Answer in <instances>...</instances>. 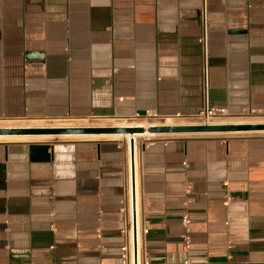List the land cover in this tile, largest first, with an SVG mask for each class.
Segmentation results:
<instances>
[{
    "label": "crops",
    "instance_id": "1",
    "mask_svg": "<svg viewBox=\"0 0 264 264\" xmlns=\"http://www.w3.org/2000/svg\"><path fill=\"white\" fill-rule=\"evenodd\" d=\"M204 5L209 104L264 115V0H0V121L196 125ZM125 141L0 142V264H122ZM132 178L149 264H264V137L145 143Z\"/></svg>",
    "mask_w": 264,
    "mask_h": 264
},
{
    "label": "water",
    "instance_id": "2",
    "mask_svg": "<svg viewBox=\"0 0 264 264\" xmlns=\"http://www.w3.org/2000/svg\"><path fill=\"white\" fill-rule=\"evenodd\" d=\"M264 131V124L241 125H151L147 129L143 127H36V128H0V136H75V135H133L153 134H211ZM130 166L134 174L135 150L134 140L129 142ZM132 196L134 199L133 223L135 229V186L133 180Z\"/></svg>",
    "mask_w": 264,
    "mask_h": 264
},
{
    "label": "built area",
    "instance_id": "3",
    "mask_svg": "<svg viewBox=\"0 0 264 264\" xmlns=\"http://www.w3.org/2000/svg\"><path fill=\"white\" fill-rule=\"evenodd\" d=\"M198 43L201 49L202 61H203V73L205 78V104L203 109L195 116L193 121L198 125H210L213 123H217L219 120L229 117L228 112L224 109L217 108L215 106H211L207 99V72H208V28H207V10L206 6L202 7L201 11V33L198 38ZM143 118L149 119H161V117L157 114L146 113ZM131 173V166H130ZM135 186V185H134ZM128 213L124 222V226L121 230V235L124 238V243L120 248L122 264H130L131 256L133 255L134 259L137 258L138 251L140 255V264H149V262L143 258L141 255V247H142V234L146 231L144 226L141 224L140 219V210L137 211V202L135 200V229L133 223V211H134V199L131 194V198L128 195ZM224 205H228V200L224 202ZM182 223L184 225L189 224V219L185 215L182 217ZM138 239H140V248L138 250ZM187 239V238H186Z\"/></svg>",
    "mask_w": 264,
    "mask_h": 264
},
{
    "label": "rangeland",
    "instance_id": "4",
    "mask_svg": "<svg viewBox=\"0 0 264 264\" xmlns=\"http://www.w3.org/2000/svg\"><path fill=\"white\" fill-rule=\"evenodd\" d=\"M39 122V121H38ZM45 122V121H43ZM42 121L39 122V124L37 123V121H35V124L39 125V126H48L51 127L53 126H80V123L77 122H48L46 121L45 123H43ZM165 122H169L170 125H174L176 123H180L178 121H171V120H161V119H149V118H138V119H134V120H128L126 122H124V124L126 125H132V124H136V123H144V124H154V125H160V124H164ZM191 123H195L194 121H190ZM219 122L221 123H239V122H264V115H242L239 117H227L224 118L222 120H219ZM14 123L15 125H21L25 122H10V120H1L0 121V125H6V124H11ZM108 124V125H107ZM106 126H109L110 123H107ZM196 124V123H195ZM83 126H87L89 125V123H82ZM197 125V124H196ZM105 126V125H104ZM179 136H182L183 138H193V139H207V140H230V139H234V138H262L264 137V133H257V132H246V133H231V134H179V135H171V134H161L155 138H151L150 140H146V137H138L137 138V144H136V152H137V148L140 145H143L145 143H151L154 142L156 140L159 139H172V138H179ZM57 136H53L51 139L49 138L48 140H40L39 142H53L55 144H60L61 142H66V141H74L76 140V138H70V139H61L60 137ZM60 138V139H59ZM145 138V139H144ZM120 142L122 143H126L125 139H119ZM129 147V144H128ZM130 183V181H129ZM129 188H130V184H129ZM130 190V189H129Z\"/></svg>",
    "mask_w": 264,
    "mask_h": 264
},
{
    "label": "bare ground",
    "instance_id": "5",
    "mask_svg": "<svg viewBox=\"0 0 264 264\" xmlns=\"http://www.w3.org/2000/svg\"><path fill=\"white\" fill-rule=\"evenodd\" d=\"M40 122V121H39ZM39 122L37 121V123L39 124ZM43 122V121H42ZM46 122V121H45ZM43 122V123H45ZM175 122V121H174ZM21 123V122H20ZM110 125L109 126H99V127H129V128H135V127H143L145 129H147L149 126L154 125V124H144V123H136V124H132V125H125L124 122L121 123H116V122H109ZM241 124H264V122H239V123H220L219 121L210 125H241ZM108 125V124H107ZM159 125V124H158ZM160 125H166V126H174V125H170L169 122H165L164 124H160ZM195 126V125H194ZM36 127H48V126H39L37 124H35V121H28L25 122L21 125H15L14 123L11 124H6V125H0L1 129L4 128H36ZM51 127H55V128H68V127H88V126H51ZM257 133H264V131H256ZM234 133H246V132H234ZM251 133V132H250ZM211 134H221V133H211ZM224 134V133H222ZM225 134H231V133H225ZM161 134H153V133H143V134H133V135H75V136H57L60 137L61 139H70V138H77V139H82V140H99L101 141L102 139L105 140H119L120 138H124L127 140V145L129 144L130 140H134V150L136 152V142H137V138L138 137H146V140H150L151 138H155L157 136H159ZM171 135H177V134H171ZM53 136H27V135H15V136H0V142H33V141H40V140H45V139H51ZM56 137V138H57ZM59 138V139H60ZM145 139V138H144ZM134 175V174H133ZM129 184H130V188H129ZM130 189V190H129ZM132 190L133 189V178H132V170L130 173V183H128V195L129 198H131V194H132ZM136 200V199H135ZM137 202V201H136ZM139 209V204H137V211ZM140 239H138V250L140 248ZM140 255H139V251H138V255L137 258L134 259L133 255L131 256V261L130 264H140Z\"/></svg>",
    "mask_w": 264,
    "mask_h": 264
}]
</instances>
